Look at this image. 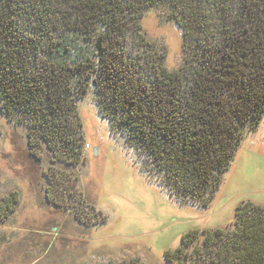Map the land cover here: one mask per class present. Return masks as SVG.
<instances>
[{"label": "trees", "instance_id": "obj_1", "mask_svg": "<svg viewBox=\"0 0 264 264\" xmlns=\"http://www.w3.org/2000/svg\"><path fill=\"white\" fill-rule=\"evenodd\" d=\"M150 7L165 10L181 30L184 58L176 69L157 66L149 74L127 53L126 36ZM78 39L92 51L71 57ZM74 77L75 98L92 84L100 103L122 110L110 117L112 130L136 123V144L166 172L170 193L206 204L242 127L264 114V0H0L1 110L29 113L30 128L43 129L37 133L46 142L69 140ZM9 198L15 200L2 201ZM200 234L210 249L207 257L197 249V264H264V205H236L233 227L186 231L164 251L165 261L182 264L186 245ZM120 264L142 263L134 257Z\"/></svg>", "mask_w": 264, "mask_h": 264}, {"label": "rangeland", "instance_id": "obj_2", "mask_svg": "<svg viewBox=\"0 0 264 264\" xmlns=\"http://www.w3.org/2000/svg\"><path fill=\"white\" fill-rule=\"evenodd\" d=\"M76 42L81 48L71 57L92 51ZM126 49L149 74L183 64L181 30L163 9L143 12ZM76 80L68 98L74 97L78 118L69 115L68 123L79 120L80 126L65 125L69 140L46 142L43 129L30 128L29 113L14 109L8 116L0 108V264H120L134 257L142 264H177L167 263L164 251L180 244L183 233L233 227L236 205H264V114L253 127H242L218 186L201 204L170 193L166 172L136 144V123L112 130L110 117L119 119L122 110L100 103L92 84L75 98ZM7 195L15 200L3 202ZM202 235L186 245L182 264H197L198 248L207 257Z\"/></svg>", "mask_w": 264, "mask_h": 264}]
</instances>
